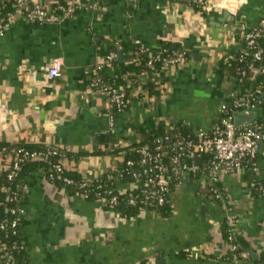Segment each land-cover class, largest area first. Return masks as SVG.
Returning a JSON list of instances; mask_svg holds the SVG:
<instances>
[{
	"label": "crops",
	"instance_id": "1",
	"mask_svg": "<svg viewBox=\"0 0 264 264\" xmlns=\"http://www.w3.org/2000/svg\"><path fill=\"white\" fill-rule=\"evenodd\" d=\"M178 4L139 0L133 7L109 0L57 24L13 17L0 34V141L23 139L83 153L79 168L88 179L116 169L120 153H96L108 127V101L83 83L98 61L95 42L117 40L129 45L140 40L153 50L164 40L178 42L187 60L141 84L129 108L114 118L115 147L135 142L147 119L210 127L222 102L250 90L219 68L242 49L244 31L264 18V0L232 1L234 13L214 5L204 14ZM56 56L63 59L61 75L43 85L45 69ZM153 88L161 89L159 96L149 95ZM256 164V170H220L218 200L205 196L206 180L187 177L171 192L168 216L142 210L132 219L71 195L32 171L24 179L25 215L19 227L27 263L264 264V196L251 194L254 182L264 181V144ZM225 217L245 254L240 259L223 258Z\"/></svg>",
	"mask_w": 264,
	"mask_h": 264
},
{
	"label": "trees",
	"instance_id": "2",
	"mask_svg": "<svg viewBox=\"0 0 264 264\" xmlns=\"http://www.w3.org/2000/svg\"><path fill=\"white\" fill-rule=\"evenodd\" d=\"M66 0H58L56 3L49 4L50 13L62 15V10L57 8L58 5H64ZM91 0H82L89 3ZM109 0H99V7L107 5ZM175 1V0H166ZM31 4V1L29 2ZM136 7V6H134ZM191 8L196 7L191 4ZM17 7L14 0H0V24H5L10 16L15 13ZM204 14V9L197 8ZM87 9H81L85 11ZM131 14V13H130ZM132 16V15H131ZM25 21V20H24ZM38 24L37 22H29ZM257 44L263 49L262 58L254 57L255 48H245L238 52L235 57L221 64L219 71L222 75H228L235 79L240 87H249L250 90H245L249 100H259L257 107L264 112V72L262 65L264 64V35L257 38ZM96 56L102 58L104 63L98 68L97 62L93 71L84 76V85L90 86L92 79H100V84L114 88L123 93V101L125 107L117 109L112 107L111 113L117 115L120 112L129 108L130 102L134 99L135 94L140 90L141 84L152 77L153 75L164 72L163 64L166 60L175 58L178 53H182L184 60H187V52L182 44L170 40H164L160 47L153 50L147 47L142 42L127 44L125 41H106L105 43L95 42ZM143 49L144 51H141ZM118 51L121 53V60H118ZM114 53L112 61L107 62V55ZM108 70L113 71L111 76L108 75ZM144 72V74H141ZM161 89H150L149 95H160ZM238 95V94H237ZM230 99L226 100L228 102ZM238 109H230V113H236ZM193 128L184 122L174 124H166L157 122L153 119L145 120L137 130L138 138L135 142L115 147L113 139V130L104 133L98 140L99 149L96 153H120V161L118 167L112 171H105L97 174L90 180H84L85 176L79 168V163L85 156L83 153L73 152L69 149L58 147L56 154H47L48 146L42 143L29 142L23 139L9 142L0 141V264H28L27 250L28 246L24 238L19 233V227L25 215L18 211V206H21L22 192L24 188V179L28 173L38 170L42 172L45 179L60 189L67 190L71 195L77 196L81 193H87V200L98 201L107 210L114 211L119 217L132 219L142 210H150L160 213L162 216H168L171 211V192L176 188L175 184L179 178L174 179L171 183L170 191L165 195L162 204H129L128 191L119 190L118 182L132 181L131 173L136 170L140 171L143 166H148L149 163H142L144 154L142 148L148 146V152L151 155L160 153L162 161L172 167L171 159L175 155L173 142L180 140L186 136ZM158 140V141H157ZM157 145H162L161 149L157 150ZM39 152L44 154L40 158H31L25 155V152ZM206 161L205 167H200L195 172L188 173L185 178L191 180L204 179L209 181V158L203 156ZM131 161V164L127 162ZM18 163V168L13 176L8 178V173L11 170L13 163ZM181 163H191L189 159ZM60 164L62 171H57L55 165ZM247 167L252 164L249 161ZM118 170L123 172V175L118 176ZM182 177V175H181ZM69 179V182L64 179ZM174 184V185H173ZM210 186L205 196L210 200H218L215 192ZM264 191V181L256 180L253 184L251 194L256 196ZM117 197L115 204L110 203L112 196ZM14 209V212L11 211ZM16 221L15 226L12 222ZM222 236L228 244L227 252L223 255L224 259L236 260L245 256L241 244L237 242L231 225L225 217L221 224ZM235 246L233 249L232 247ZM186 255V253H179ZM264 263V254L262 256ZM137 264H148L146 260H141Z\"/></svg>",
	"mask_w": 264,
	"mask_h": 264
},
{
	"label": "built area",
	"instance_id": "3",
	"mask_svg": "<svg viewBox=\"0 0 264 264\" xmlns=\"http://www.w3.org/2000/svg\"><path fill=\"white\" fill-rule=\"evenodd\" d=\"M31 1V4L29 3ZM99 0H91L89 3L82 2V0H66L64 5H58L63 12L62 15H56L50 13L49 4L40 3L35 0H14L17 7L15 13H13L9 20L5 24H0V34L6 29L10 20L13 17H19L27 22H37L38 24L49 23L57 24L62 19L72 17L76 12L81 9L97 10L99 9ZM139 0H125L130 6H135ZM232 1L235 0H175L171 3L179 6L178 2L185 3L186 6L191 8L193 4L196 9L201 8L210 10L214 5L224 7L228 11L234 13V7ZM239 1V0H238ZM57 1L53 2L56 3ZM193 9V8H192ZM131 16L130 12L126 14ZM264 35V18L253 27L247 28L244 31V44L240 51L245 48H255L254 57L256 59L262 58L263 49L258 46L257 38ZM141 42L135 40V43ZM141 51H144L141 49ZM239 51V52H240ZM114 53L107 55V62L112 61ZM184 56L182 53H178L175 58L166 60L163 64V70H166L172 65H180L184 62ZM104 63L102 58H98L97 66L101 67ZM63 65V59L61 56L54 57L49 65L46 67L43 75V85H49L52 80L61 75ZM262 72H264V64L262 65ZM141 74H144L142 72ZM91 89H95L101 95L105 96L108 101V127L104 130V133L114 130V118L115 115L111 113L112 107L122 109L125 107L123 101V93L117 89L101 85L100 79H92L89 86ZM247 94H236L229 98L230 100L222 102L218 109V115L214 123L208 128H195L190 131L186 136L178 141L173 142L175 155L171 159L173 164L171 168L168 167L162 161L160 153L151 155L147 150L148 146L142 148L144 158L142 163H149L148 166H143L140 171L134 170L131 173L132 181L118 182L117 188L119 190L128 191V203L129 204H162L165 195L170 191L171 183L174 179L179 178L176 187L185 179V176L190 172H195L200 167L206 166V161L203 160V156L207 155L209 158V181L207 182L208 189L212 186L215 196L219 199L220 192L217 189L218 173L220 170L225 172L241 169L251 168L257 169L256 158L259 152L261 144H264V112L260 111L257 107L259 100H249ZM228 100V99H227ZM238 109L237 112L242 110H250L256 112V117L251 123H243L240 126H235L234 116L237 113H230V109ZM257 112L261 113V116L257 117ZM158 141V140H157ZM162 145H157V150L161 149ZM58 147L48 146L47 154H56ZM26 156L31 158H40L44 154L39 152H25ZM189 159L191 163H181ZM251 162L252 166L247 167L246 163ZM131 164V161L127 162ZM55 169L62 171L63 168L60 164H56ZM18 168V163L14 162L11 170L8 173V178H11ZM123 172L118 170V176H122ZM182 175V177H181ZM92 179V178H91ZM84 180H90L85 178ZM64 181L69 182V179L65 178ZM174 185V184H173ZM264 196V191L260 194ZM77 196L87 198V193H81ZM117 197L114 195L110 199V203L115 204ZM18 211L23 212L21 206H18ZM14 212V209H11ZM16 221L12 222V226H15ZM3 228V225L0 226ZM233 249L235 246L232 247Z\"/></svg>",
	"mask_w": 264,
	"mask_h": 264
},
{
	"label": "water",
	"instance_id": "4",
	"mask_svg": "<svg viewBox=\"0 0 264 264\" xmlns=\"http://www.w3.org/2000/svg\"><path fill=\"white\" fill-rule=\"evenodd\" d=\"M118 60H121V53L118 51L117 54ZM256 117V112L250 110H242L235 114L234 116V124L235 126H240L243 123H251L253 119Z\"/></svg>",
	"mask_w": 264,
	"mask_h": 264
},
{
	"label": "clouds",
	"instance_id": "5",
	"mask_svg": "<svg viewBox=\"0 0 264 264\" xmlns=\"http://www.w3.org/2000/svg\"><path fill=\"white\" fill-rule=\"evenodd\" d=\"M246 2V0H239V3H245Z\"/></svg>",
	"mask_w": 264,
	"mask_h": 264
}]
</instances>
